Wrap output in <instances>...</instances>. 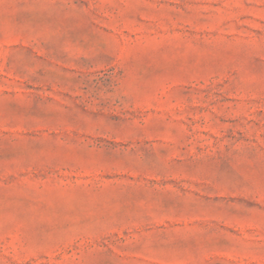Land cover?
Here are the masks:
<instances>
[{
    "label": "rangeland",
    "instance_id": "1",
    "mask_svg": "<svg viewBox=\"0 0 264 264\" xmlns=\"http://www.w3.org/2000/svg\"><path fill=\"white\" fill-rule=\"evenodd\" d=\"M0 264H264V0H0Z\"/></svg>",
    "mask_w": 264,
    "mask_h": 264
}]
</instances>
